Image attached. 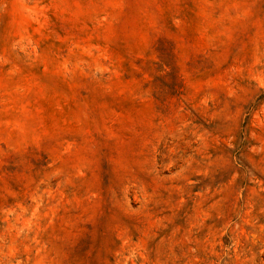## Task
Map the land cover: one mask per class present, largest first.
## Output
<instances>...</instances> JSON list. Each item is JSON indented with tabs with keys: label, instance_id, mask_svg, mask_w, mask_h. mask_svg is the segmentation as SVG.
<instances>
[{
	"label": "rangeland",
	"instance_id": "374dc122",
	"mask_svg": "<svg viewBox=\"0 0 264 264\" xmlns=\"http://www.w3.org/2000/svg\"><path fill=\"white\" fill-rule=\"evenodd\" d=\"M0 264H264V0H0Z\"/></svg>",
	"mask_w": 264,
	"mask_h": 264
}]
</instances>
